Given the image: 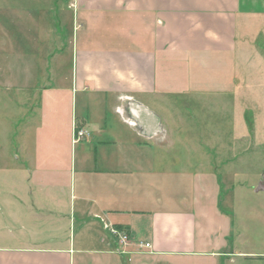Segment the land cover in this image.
Segmentation results:
<instances>
[{
    "label": "crops",
    "instance_id": "crops-1",
    "mask_svg": "<svg viewBox=\"0 0 264 264\" xmlns=\"http://www.w3.org/2000/svg\"><path fill=\"white\" fill-rule=\"evenodd\" d=\"M46 5L5 1L1 27L28 30L24 41L33 47L50 41L43 40L45 29L72 30L71 77L27 74L31 82L25 90L41 93L39 109L53 112L52 123L72 105L64 133L70 132L72 146L89 141L94 154L73 149L67 156L56 150L39 157L25 144L21 152L30 166L14 180L0 154V264H185L194 255H211L215 263L225 254L236 262L223 246L209 252L195 248L196 212L178 209L176 202H147L155 198L154 186L136 176L155 148L138 125L156 111L150 97L165 76L161 64L172 57L187 63L191 52L208 47L234 49L236 40H245L238 27L246 32L254 20H264V0H48ZM41 77L57 78L61 85L45 86ZM65 80L71 84L62 85ZM66 91L71 104L63 98ZM97 120L94 136L90 124ZM76 124L86 133L80 140ZM156 204L162 209H144ZM114 229L130 240L121 242ZM254 255L264 253H245Z\"/></svg>",
    "mask_w": 264,
    "mask_h": 264
},
{
    "label": "rangeland",
    "instance_id": "rangeland-1",
    "mask_svg": "<svg viewBox=\"0 0 264 264\" xmlns=\"http://www.w3.org/2000/svg\"><path fill=\"white\" fill-rule=\"evenodd\" d=\"M5 1L46 7L48 0H0V154L12 166L8 176L14 180L30 166L21 152L25 144L28 152L39 157L56 150L65 156L73 149L90 155L94 151L85 140L72 146L70 132L64 133L72 105L59 111L62 117L52 123L53 112L40 110L41 93L25 90L26 82H31L27 74L71 77L72 30L45 29L43 40L50 41L33 47L24 41L28 30L1 27ZM251 25L246 32L238 27L239 37L245 40H236L232 50L208 47L191 52L187 63L172 57L171 63L161 64L165 76L158 78L159 88L150 97L156 111L138 125L155 148L150 158L141 161L136 176L154 186L155 198L147 202L161 206V202H176L178 209L196 212L200 242L195 248L209 252L223 246L236 259L231 262L225 254L216 264H264V256L245 257V253H264V20L258 18ZM58 81L39 80L45 86L54 82V87L61 85ZM70 84L65 80L62 85ZM75 97L80 102V96ZM63 98L71 104L68 91ZM139 105L147 111L145 104ZM96 122L90 124L94 136ZM79 131L83 130L76 124L77 139L86 135L83 131L79 137ZM157 204L144 209H162ZM187 258L185 264H215L211 255Z\"/></svg>",
    "mask_w": 264,
    "mask_h": 264
},
{
    "label": "built area",
    "instance_id": "built-area-1",
    "mask_svg": "<svg viewBox=\"0 0 264 264\" xmlns=\"http://www.w3.org/2000/svg\"><path fill=\"white\" fill-rule=\"evenodd\" d=\"M77 134H78L79 137H81L83 135V131H79V133H77ZM113 231H114L115 234L118 233L119 239H120L121 242L126 243V242H128L130 240L129 234L124 233V232L119 233V231H117L116 229H114ZM140 245L141 246H146V247H150L151 246V244L149 242H140Z\"/></svg>",
    "mask_w": 264,
    "mask_h": 264
},
{
    "label": "water",
    "instance_id": "water-1",
    "mask_svg": "<svg viewBox=\"0 0 264 264\" xmlns=\"http://www.w3.org/2000/svg\"><path fill=\"white\" fill-rule=\"evenodd\" d=\"M261 188H263V189H264V185H263V184L261 185Z\"/></svg>",
    "mask_w": 264,
    "mask_h": 264
}]
</instances>
